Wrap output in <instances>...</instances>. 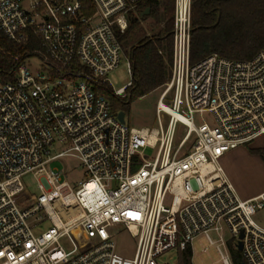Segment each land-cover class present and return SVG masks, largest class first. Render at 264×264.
<instances>
[{
	"label": "built area",
	"instance_id": "obj_1",
	"mask_svg": "<svg viewBox=\"0 0 264 264\" xmlns=\"http://www.w3.org/2000/svg\"><path fill=\"white\" fill-rule=\"evenodd\" d=\"M143 1L0 0V32L20 44L31 36L41 42L14 78L0 82V264H113L119 228L136 239L132 264H158L171 249L193 253L199 235L214 244L210 233L223 225L232 235L216 245L223 264H235V250L245 264H264V227L254 219L264 191L242 199L219 162L264 135V47L247 60L210 54L191 62L193 0H174L160 126H129L94 87L109 84L123 53L117 31L127 30ZM31 55L38 67L26 61ZM130 84L115 94L125 96ZM179 123L184 135L175 144ZM56 140L69 147L46 158ZM146 147L157 148L152 159ZM64 156L84 170L75 187L48 167ZM28 173L39 194L26 192ZM46 220L52 226L36 233ZM75 228L86 236L82 246ZM65 237L71 250L60 243Z\"/></svg>",
	"mask_w": 264,
	"mask_h": 264
},
{
	"label": "trees",
	"instance_id": "obj_2",
	"mask_svg": "<svg viewBox=\"0 0 264 264\" xmlns=\"http://www.w3.org/2000/svg\"><path fill=\"white\" fill-rule=\"evenodd\" d=\"M149 8V13L145 14ZM174 0H145L137 13L129 15V26L123 33L117 31L121 43L137 40L129 51L132 68L131 84L125 88V96H118L110 84L94 87L104 95L114 111H124L135 97L162 88L171 77L173 58ZM141 18H151V27L160 32L152 37H141L138 31ZM219 17V21L217 22ZM217 22V23H216ZM140 38V39H139ZM40 39L31 36L27 44L16 43L0 32V78L12 79L16 68L31 50L40 47ZM264 47V0H193L191 62H197L210 54L236 59H251ZM16 56L19 59L16 60ZM264 161V148H251ZM235 264H242L239 251H233ZM193 253L187 247L180 253V264H193Z\"/></svg>",
	"mask_w": 264,
	"mask_h": 264
},
{
	"label": "rangeland",
	"instance_id": "obj_3",
	"mask_svg": "<svg viewBox=\"0 0 264 264\" xmlns=\"http://www.w3.org/2000/svg\"><path fill=\"white\" fill-rule=\"evenodd\" d=\"M138 26V31L141 33L140 38L152 37L160 32L159 27H151L153 20L151 18H141ZM139 38V39H140ZM137 40L121 43L123 53L119 65L107 74L109 84L114 90H118L125 86L132 80V75L128 70L127 57L129 56L130 48ZM208 56V55H207ZM26 61L32 65L39 66V58L35 55L28 56ZM165 86L157 88L148 94L140 97H135L126 109L125 122L133 127H159L160 117L156 113V105ZM169 99L167 98L166 101ZM163 118V117H162ZM196 122L200 123V115H195ZM167 116L164 115L163 121L167 122ZM184 135V127L182 124L177 125V135L175 137V144ZM192 140H190L183 151L190 149ZM68 144L54 141L49 147V153L45 157L54 156L68 148ZM251 148H264V135L257 138L250 145L240 146L234 150L228 151L220 159L219 162L226 171L227 175L233 182L239 196L247 198L253 196L264 190V161L259 154L251 152ZM157 152V148L146 147L143 149L144 155L153 158ZM49 168H56L63 171L62 179L66 180L73 187L79 181L85 179L84 170L80 166L77 158L72 156H64L53 159L48 163ZM22 181L28 193H40L38 187V180L32 173L25 174ZM256 222L264 227V210L254 216ZM52 226L49 220L42 223L36 233H41ZM73 239L82 246L86 240L84 232L80 228H75L71 231ZM210 237L216 241L211 244L205 235H199L193 242V264H223L221 255L217 249V243L220 238L227 243H230L231 232L226 225H223L219 232H211ZM116 250L113 264H132L136 239L132 237L125 228H119L115 236ZM61 245L66 250L72 249L70 240L65 237L60 240ZM180 251L178 249H171L162 253L157 257L158 264H180Z\"/></svg>",
	"mask_w": 264,
	"mask_h": 264
},
{
	"label": "water",
	"instance_id": "obj_4",
	"mask_svg": "<svg viewBox=\"0 0 264 264\" xmlns=\"http://www.w3.org/2000/svg\"><path fill=\"white\" fill-rule=\"evenodd\" d=\"M145 14H148L149 13V8L146 9V11L144 12ZM144 13L140 14V15H137L136 17H139V16H142ZM219 21V17H218V20L217 22ZM216 22V23H217ZM2 81V78H0V82ZM118 117L119 119L122 121V122H125V112L124 111H119L118 113ZM241 244H239V249H241ZM242 264H245V262H242Z\"/></svg>",
	"mask_w": 264,
	"mask_h": 264
},
{
	"label": "crops",
	"instance_id": "obj_5",
	"mask_svg": "<svg viewBox=\"0 0 264 264\" xmlns=\"http://www.w3.org/2000/svg\"><path fill=\"white\" fill-rule=\"evenodd\" d=\"M228 176V175H227ZM228 178H229V176H228ZM230 179V178H229ZM230 181H231V179H230ZM232 182V181H231ZM233 183V182H232ZM234 185V184H233ZM235 187V186H234ZM236 189V188H235ZM237 191V190H236ZM264 191V190H263ZM263 191H261V192H263ZM261 192H259V193H261ZM238 193V192H237ZM259 193H257V194H255V195H253V196H250V197H247V198H242V199H249V198H252V197H254V196H256V195H258ZM239 195V194H238Z\"/></svg>",
	"mask_w": 264,
	"mask_h": 264
},
{
	"label": "bare ground",
	"instance_id": "obj_6",
	"mask_svg": "<svg viewBox=\"0 0 264 264\" xmlns=\"http://www.w3.org/2000/svg\"><path fill=\"white\" fill-rule=\"evenodd\" d=\"M175 116L180 117L179 113H177L176 111L170 110Z\"/></svg>",
	"mask_w": 264,
	"mask_h": 264
}]
</instances>
